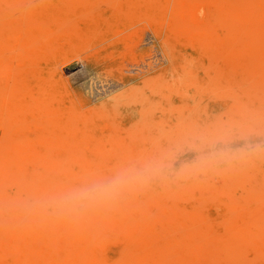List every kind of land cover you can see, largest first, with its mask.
Masks as SVG:
<instances>
[{"label":"rangeland","instance_id":"rangeland-1","mask_svg":"<svg viewBox=\"0 0 264 264\" xmlns=\"http://www.w3.org/2000/svg\"><path fill=\"white\" fill-rule=\"evenodd\" d=\"M115 39L123 74L139 65L151 80L144 123L136 104L117 124L40 126L44 142L21 150L35 197L3 193L0 218L57 212L79 226L71 242H42L36 227L35 242L0 237V264H264V0H164L160 18L135 16ZM118 177L133 179L112 187ZM43 183L70 194L63 207ZM98 187L109 194L70 199ZM95 209L114 227L99 250Z\"/></svg>","mask_w":264,"mask_h":264},{"label":"bare ground","instance_id":"bare-ground-1","mask_svg":"<svg viewBox=\"0 0 264 264\" xmlns=\"http://www.w3.org/2000/svg\"><path fill=\"white\" fill-rule=\"evenodd\" d=\"M163 8L164 0H0V202L4 195L8 201L25 199L29 191L35 197V159L21 150L35 152L47 122L62 117L74 123L90 115L117 124L122 108L136 104L143 122L151 80L139 65L135 76L123 74L131 71L117 59L122 39L115 38L133 17L160 18ZM64 67H77L68 72L74 79L63 78ZM161 85L154 84L158 92ZM42 187L60 207L70 196L48 183ZM96 212L101 221L92 237L99 250L114 227ZM73 223L57 212H17L0 218V237L35 242L36 227L42 242H56V236L68 241L64 231L79 226Z\"/></svg>","mask_w":264,"mask_h":264},{"label":"clouds","instance_id":"clouds-1","mask_svg":"<svg viewBox=\"0 0 264 264\" xmlns=\"http://www.w3.org/2000/svg\"><path fill=\"white\" fill-rule=\"evenodd\" d=\"M132 179H133L132 177H118L117 180L113 182L112 187H115L116 185L121 183L128 182ZM108 194H109V190L107 188L98 187L93 190H86L73 194V196L70 197V199L74 201H88V200L104 197Z\"/></svg>","mask_w":264,"mask_h":264}]
</instances>
